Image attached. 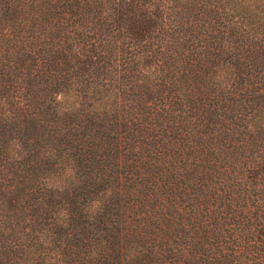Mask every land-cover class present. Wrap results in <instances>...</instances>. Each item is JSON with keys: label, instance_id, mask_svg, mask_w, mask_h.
Listing matches in <instances>:
<instances>
[{"label": "trees", "instance_id": "obj_1", "mask_svg": "<svg viewBox=\"0 0 264 264\" xmlns=\"http://www.w3.org/2000/svg\"><path fill=\"white\" fill-rule=\"evenodd\" d=\"M0 264H264V0H0Z\"/></svg>", "mask_w": 264, "mask_h": 264}]
</instances>
